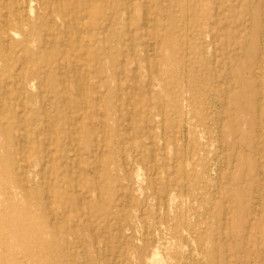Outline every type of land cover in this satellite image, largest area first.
Instances as JSON below:
<instances>
[{
	"label": "rangeland",
	"instance_id": "obj_1",
	"mask_svg": "<svg viewBox=\"0 0 264 264\" xmlns=\"http://www.w3.org/2000/svg\"><path fill=\"white\" fill-rule=\"evenodd\" d=\"M0 264H264V0H0Z\"/></svg>",
	"mask_w": 264,
	"mask_h": 264
},
{
	"label": "bare ground",
	"instance_id": "obj_2",
	"mask_svg": "<svg viewBox=\"0 0 264 264\" xmlns=\"http://www.w3.org/2000/svg\"><path fill=\"white\" fill-rule=\"evenodd\" d=\"M17 12H18V11H17ZM86 19H87V18H86ZM147 22H148V21H147ZM44 47H45V46H44ZM84 94H85V93H84ZM76 123H77V122H76ZM76 123H75V124H76ZM127 126H128V125H127ZM184 160H185V159H184ZM260 202H261V200H260ZM260 202H259V203H260ZM51 206H52V205H51ZM247 238H248V237H247Z\"/></svg>",
	"mask_w": 264,
	"mask_h": 264
}]
</instances>
